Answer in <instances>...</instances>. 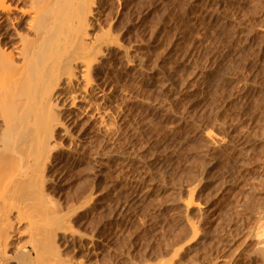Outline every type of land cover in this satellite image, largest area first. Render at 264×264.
I'll return each mask as SVG.
<instances>
[{
  "label": "rangeland",
  "instance_id": "obj_1",
  "mask_svg": "<svg viewBox=\"0 0 264 264\" xmlns=\"http://www.w3.org/2000/svg\"><path fill=\"white\" fill-rule=\"evenodd\" d=\"M31 1L12 4L26 10ZM96 6L89 41L112 31L120 45L104 49L86 103L58 90L63 125L44 173L45 198L57 215L37 229L53 235L60 264H264L256 235L264 221V0H97ZM20 14H9V25L0 22L1 50L13 52L17 65L30 18ZM6 101L0 153L11 144L7 134L12 143L25 135ZM9 111L13 119L4 118ZM3 158L0 216L9 215L14 231L0 264H27L26 218L40 209L30 202L23 208L24 183L16 185L26 194H13L12 183L23 182L28 170L12 163L21 168L13 178L14 160ZM9 175L19 178L8 187ZM192 222L200 229L195 241Z\"/></svg>",
  "mask_w": 264,
  "mask_h": 264
},
{
  "label": "bare ground",
  "instance_id": "obj_2",
  "mask_svg": "<svg viewBox=\"0 0 264 264\" xmlns=\"http://www.w3.org/2000/svg\"><path fill=\"white\" fill-rule=\"evenodd\" d=\"M15 1L16 0H14V2ZM19 1L21 2V0ZM31 2L32 4L29 7L30 9L25 10V8L23 9V7H21L22 9H20L18 5H15L19 2H15V4H12V0H0V13L8 14L9 16V14H12L13 11H18L21 13L20 15H22L23 18L27 16L30 17L29 20L25 21V24L28 27L27 30L29 36L25 35L27 33L22 35V37H24L20 40L21 45L18 43V45H20V48L18 50L16 49L18 53V55L16 56L22 58V63H18L19 65H17L13 52H9L7 54V52L1 50L0 47V100L5 103L7 102L6 100H9L10 103H13L14 107L12 109L15 108V110H13L15 112H12V105H10V103H8L10 106L9 110H11L15 120L20 124H18L19 127L17 128V130H21L22 133L25 134H22L23 136L21 135V137H19V140L15 139V142L13 139V143L11 142V139L14 138L12 137L13 135L7 134L5 137H8L10 139V141H8L11 144H7L9 146L8 147L6 145L7 151L4 152L3 150L2 153L4 154L0 153V155H7L9 160L8 158L6 159L8 161H10V159L14 160V162H9V166H11L12 163L16 165L15 162L19 166L21 164L22 166H24L21 169L18 168V166L16 167L12 164L14 168L11 167V169H13L14 171H11V176L16 173V168H18L19 170H28V173H26L27 170L26 172H24L27 174H24V177L26 179H23V182H21L22 178H20L21 180L18 179L20 182H13L12 186H14L13 188H15V190L13 188L10 189L14 190V194V192H17L18 190L21 191V189L23 188L22 184L24 183L25 187L23 189L27 194L25 193V195L23 190L19 194H22L23 192V194L27 197L23 196L22 199H25L22 200L21 203L24 205L25 202H30L27 204L34 207L35 203L37 205L36 209H40L39 212L37 210V213L35 215L31 214L32 218H30V220L26 218V221H29L28 224L30 223L29 226L31 225V227L28 226V228L30 229H28V233L26 232V234L29 235V238L21 248L29 247L31 248V251H33V253H36L35 258L33 257L31 251H28L30 260L27 264H60L62 262L61 260H59L58 248H56L57 246L55 247V244H53V235L47 234L46 231L42 232L40 231V229H37V227L39 228V226H41L40 223H43V221L48 219V216H52V213L53 216L57 215L54 214L53 210H51V208L55 209L54 205L50 204L52 202V199L45 198V194L47 193L44 192L46 191L44 190V184H46V177H44V173L45 171H47L45 169L47 163H49L50 158H52V152H55V150H53V147H56L55 144V146H52V141L55 137L54 133L57 131V128L61 124L63 125V123H61L62 117H60V114L57 113L58 106L55 103V97L57 94H59L58 90H65V95L67 94L66 96L68 101L72 100L74 102L80 98L82 102L86 103L92 91H94L95 82L92 79V75L94 74V71H98L97 66L101 62V57L104 53V49H107L109 48V46L113 45L117 46V44H119L120 42L119 39L111 38L110 35H113L111 34L112 31L109 35L107 31V34L97 36L93 41H89V30L92 26L91 18H93L94 16L95 7H97V0H43L39 3L38 0H32ZM8 16H5L7 19L5 17V19L0 18V22L2 19L3 22L5 20V22H7L8 20V22H11V18ZM5 22L3 23L4 25L6 24ZM13 23H11L12 26ZM11 28L14 29L15 27ZM113 36L115 37V35ZM10 37L8 36V39ZM119 45L118 48H121L122 46L119 47ZM79 66L81 67L79 71L81 72L80 80L77 77ZM80 82H83L82 86L79 84ZM79 85L81 86L80 88ZM1 101L0 103H2ZM74 103L72 105H74ZM1 105L2 104H0V106ZM5 105H7V103ZM11 112L9 111L10 114L7 112V114L5 112H2L3 114H6V116H4L5 114L2 116H4V118L9 117L11 119ZM8 120L6 121L7 123ZM12 122H14V120ZM8 125H10V123H8ZM3 139L2 141H7ZM3 156L0 158L4 159L5 157L3 158ZM18 171L16 174H18ZM16 174L15 176H17ZM11 176L10 181H8L9 183L6 181V183H8V187L9 184H11V180L15 177L13 176L12 178ZM16 178H19V176ZM16 184H19L20 187L22 186L21 189ZM15 186H18V188ZM1 187L2 186H0V191H2L3 193L5 188L2 189ZM7 188L6 190L8 191ZM20 196L21 195H19V197L16 196L19 198V201L21 198ZM190 197H192V194L190 195ZM192 199L194 198L192 197ZM192 199H190L186 203L188 208L193 205ZM15 200L18 201L17 199ZM16 204H18L19 206L22 205L20 204V202ZM49 205L52 206L50 207ZM20 207H16L18 209V215H20L19 212H22L23 206ZM26 207L28 206L26 205L23 208ZM9 211H12V209ZM9 211L8 214H11V212ZM1 216L3 217V215ZM20 216L25 217L22 215V213ZM7 217H9V215L3 217L2 219L0 218V220H2L0 221V255L2 257L7 256L6 251L9 247V241L13 237V234L11 233L14 231L12 225L13 223L10 222ZM3 219H5L4 221H6L7 219L10 224L9 222L5 223ZM24 219L25 218H23V220ZM18 222L19 225L22 224L20 223V221ZM192 223V238L195 241V239L200 236V229L196 227L197 225H195L194 222ZM22 234L25 235V233ZM256 235L258 236V242H260L261 246H264V221L260 225L258 234ZM178 244L176 243V245Z\"/></svg>",
  "mask_w": 264,
  "mask_h": 264
}]
</instances>
